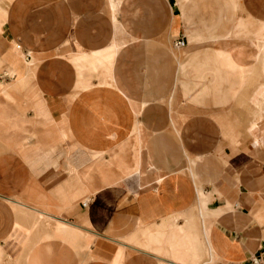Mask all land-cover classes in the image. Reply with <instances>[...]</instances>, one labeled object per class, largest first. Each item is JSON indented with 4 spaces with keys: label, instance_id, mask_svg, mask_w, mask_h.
Listing matches in <instances>:
<instances>
[{
    "label": "crops",
    "instance_id": "obj_1",
    "mask_svg": "<svg viewBox=\"0 0 264 264\" xmlns=\"http://www.w3.org/2000/svg\"><path fill=\"white\" fill-rule=\"evenodd\" d=\"M263 39L264 0H0V264H250Z\"/></svg>",
    "mask_w": 264,
    "mask_h": 264
},
{
    "label": "built area",
    "instance_id": "obj_2",
    "mask_svg": "<svg viewBox=\"0 0 264 264\" xmlns=\"http://www.w3.org/2000/svg\"><path fill=\"white\" fill-rule=\"evenodd\" d=\"M177 45L179 46L184 45V40L180 39L177 42ZM250 264H264V252L253 256L252 259L250 260Z\"/></svg>",
    "mask_w": 264,
    "mask_h": 264
},
{
    "label": "bare ground",
    "instance_id": "obj_3",
    "mask_svg": "<svg viewBox=\"0 0 264 264\" xmlns=\"http://www.w3.org/2000/svg\"><path fill=\"white\" fill-rule=\"evenodd\" d=\"M263 46H262V56H263V59H264V39H263V44H262Z\"/></svg>",
    "mask_w": 264,
    "mask_h": 264
},
{
    "label": "rangeland",
    "instance_id": "obj_4",
    "mask_svg": "<svg viewBox=\"0 0 264 264\" xmlns=\"http://www.w3.org/2000/svg\"><path fill=\"white\" fill-rule=\"evenodd\" d=\"M89 198V197H88ZM88 198L86 200H88Z\"/></svg>",
    "mask_w": 264,
    "mask_h": 264
}]
</instances>
